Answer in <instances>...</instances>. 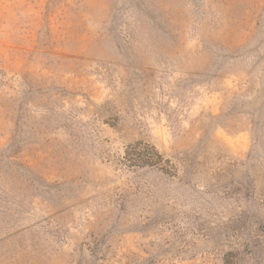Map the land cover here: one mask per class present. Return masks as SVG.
I'll use <instances>...</instances> for the list:
<instances>
[{"label": "rangeland", "instance_id": "obj_1", "mask_svg": "<svg viewBox=\"0 0 264 264\" xmlns=\"http://www.w3.org/2000/svg\"><path fill=\"white\" fill-rule=\"evenodd\" d=\"M224 261L264 264V0H0V264Z\"/></svg>", "mask_w": 264, "mask_h": 264}, {"label": "trees", "instance_id": "obj_2", "mask_svg": "<svg viewBox=\"0 0 264 264\" xmlns=\"http://www.w3.org/2000/svg\"><path fill=\"white\" fill-rule=\"evenodd\" d=\"M127 154V150L125 151ZM144 156H141L140 159V164L139 165H151L152 162L144 160V159H157L159 161V159L162 158V155L160 153H158L156 150H154V148H152L151 152L147 155L146 158H143ZM223 264H232L230 262L224 261Z\"/></svg>", "mask_w": 264, "mask_h": 264}]
</instances>
